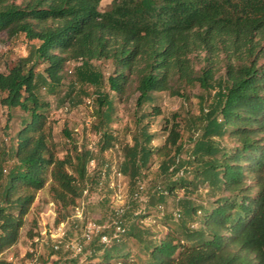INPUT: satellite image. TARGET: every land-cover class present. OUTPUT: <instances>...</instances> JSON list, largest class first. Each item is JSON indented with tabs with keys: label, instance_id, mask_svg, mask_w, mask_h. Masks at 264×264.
<instances>
[{
	"label": "trees",
	"instance_id": "1",
	"mask_svg": "<svg viewBox=\"0 0 264 264\" xmlns=\"http://www.w3.org/2000/svg\"><path fill=\"white\" fill-rule=\"evenodd\" d=\"M101 2L0 0V47L21 35L29 42L26 55L0 70V104L25 113L14 144L0 152V264H10L2 257L19 242L46 186L58 223L76 207L83 209L76 218L88 220L83 200L102 174H91L89 165L114 146L116 99L134 92L142 113L133 143L122 147L120 174L129 178L134 201H142L141 178L155 155L163 180L148 193L143 213L132 204L129 225L119 218L126 210L116 211L108 242L92 239L89 252L84 244L54 264H264V0H110L104 10ZM101 60L113 64L107 78L93 64ZM70 62L76 65L68 96L77 84L94 87L97 153L74 144L60 156L54 140L51 104L41 90L58 93ZM196 85L209 94L192 120L189 147L179 112L164 117V140L153 145L150 119L162 114L154 93L183 96ZM181 189L175 222L162 235L139 225ZM131 239L139 244L135 252Z\"/></svg>",
	"mask_w": 264,
	"mask_h": 264
},
{
	"label": "rangeland",
	"instance_id": "2",
	"mask_svg": "<svg viewBox=\"0 0 264 264\" xmlns=\"http://www.w3.org/2000/svg\"><path fill=\"white\" fill-rule=\"evenodd\" d=\"M110 0H102L100 8L102 10L109 6ZM29 42L21 35L20 37L4 44L0 47V70L6 71L7 67L11 66L19 57L28 53ZM196 67L200 68L203 65L201 58H195ZM99 70L102 71L105 78L113 71V64L109 60H101L93 62ZM75 62L67 64L64 73L63 85L60 91L55 94H49L42 88L43 96L50 101V118L54 125V140L57 143L60 156H64L67 151H70L74 144L77 146H86L91 148L95 153L98 151V142L100 132L95 125L99 124V118L96 115V104L94 102V87L84 86L81 84L75 85L74 91L68 96L71 90V83L74 80L73 69ZM41 69V67L39 68ZM222 69L218 75L223 76ZM108 89V86L105 88ZM183 96H172L168 92H156L155 103L161 107L162 114L154 119H150V130L157 132V138L153 141V145L162 144L164 117H170L172 113L179 112L181 114L182 138L181 141L185 148L189 147L192 137V120L199 114L201 100L206 98L208 91L203 90L199 85L186 87ZM113 94L112 92H110ZM1 97V92H0ZM137 93H132L129 97L120 100L116 99V109L113 113L112 122L109 125L110 131L115 135L114 146L103 152L98 153L96 160L89 165V172L93 174L98 170V184L93 185L89 190V194L84 201V216L86 220L97 222L101 229L97 231L93 240L100 237L104 233L112 232L111 217L117 216L116 211L121 209L126 210L125 215L119 216L126 225L132 221V204H136L137 212H144L145 201L148 198V193L153 191L154 186L161 184L162 178L158 172L160 159L155 155L151 161L150 169L141 178L143 189L140 196L142 201H134L132 197V188L130 187L129 178L126 175L120 174V164L123 161L122 147L129 143H133V135L136 131L137 118L142 113V110L137 109L135 100ZM25 113L20 108L8 109L0 104V152L1 150H9L15 141V135L20 128L21 118ZM65 130L70 132V137L65 134ZM69 138L73 141H69ZM223 143L231 145V141L225 138ZM184 190H179L176 196H169L164 210L152 208L146 218L139 222L142 227H147L152 232H157L162 235L168 228L169 224L173 225V213L179 208L177 203L178 198L182 197ZM194 193V199L199 202L200 197ZM51 196L49 193V185L40 190L37 194L35 203L32 206L30 213L26 217V223L21 229V237L17 244L8 249L2 259L10 264H27L32 255L38 254L42 264H54V261L59 260V256L72 254L77 255L73 250L71 253H65V249L60 253L53 252L51 248V237H44L43 243H35L34 237L41 238L42 231H53L61 222H57L58 212L56 205L51 204ZM54 203V202H53ZM82 214H83V209ZM141 210V211H140ZM70 213L75 214V209H71ZM147 214V211L145 212ZM118 218V219H119ZM87 220V221H88ZM117 220L113 221L114 223ZM86 221L82 218L71 217L67 220L66 228L68 230L67 240H79ZM31 230L35 236L28 237V231ZM101 240V239H100ZM133 252L139 248V244L134 240L129 241ZM86 249L89 252L90 243L86 242ZM79 255V259H84L87 253ZM73 255V256H74ZM78 258V257H77Z\"/></svg>",
	"mask_w": 264,
	"mask_h": 264
},
{
	"label": "built area",
	"instance_id": "3",
	"mask_svg": "<svg viewBox=\"0 0 264 264\" xmlns=\"http://www.w3.org/2000/svg\"><path fill=\"white\" fill-rule=\"evenodd\" d=\"M55 206V204L52 202ZM81 217L82 216V210L80 207L75 208V214H73L71 217ZM67 221H62L59 223V225L51 232H48V230L42 231V235L38 237H34V242L37 243H43L44 242V237H47L48 235L51 237V248L54 250H60V249H65V250H73L76 254L80 253L83 249L84 243L89 242L93 239L94 234L97 231H100L101 226L93 221V220H88L86 221L83 232L81 234V239L79 240H67V233L68 230L66 228ZM116 229L117 231H123L124 228L121 226V224L116 221L115 222ZM100 239L102 242H108L110 240V235L107 233H104L100 236ZM27 264H42L40 261V258L37 253L34 252L32 255V259L27 263Z\"/></svg>",
	"mask_w": 264,
	"mask_h": 264
}]
</instances>
